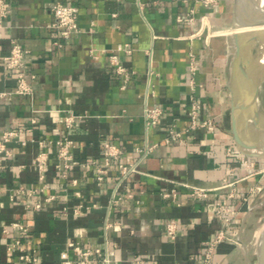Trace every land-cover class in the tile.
Segmentation results:
<instances>
[{"label": "crops", "instance_id": "1", "mask_svg": "<svg viewBox=\"0 0 264 264\" xmlns=\"http://www.w3.org/2000/svg\"><path fill=\"white\" fill-rule=\"evenodd\" d=\"M5 1L10 13L0 27V92L17 87V70L9 71L6 61L12 41L29 50L24 74L33 92L0 97V134L7 127L19 131L7 145L11 155L0 161V264L18 259L17 250H8L20 234L14 222L27 228L22 242L37 256L34 264H61L69 241L107 248L110 264L139 258L144 264H204L208 243L221 231L226 238L209 264H253L264 228V157L236 147L226 68L231 47L229 38L213 35L231 23L234 0ZM57 2L79 9L81 31L69 39L51 26ZM111 53L129 72L125 88ZM192 95L202 101L199 121L212 118L214 132L189 128ZM154 106L163 110L161 121L147 126L144 109ZM70 113L82 118L67 129ZM172 126L183 131L184 141L165 143ZM65 138L73 141L72 159L68 168H57V141ZM106 142L122 149L121 162L137 165L127 188L118 186L115 161L102 183L96 179ZM146 146L153 149L142 155L138 150ZM41 151L48 154L43 179L35 165ZM191 186L212 190L198 199ZM116 188L132 197L113 208ZM174 190L175 197L164 196ZM50 196L55 198L47 201ZM221 200L236 211L230 224L217 216ZM79 203L90 207L81 215L74 213ZM170 221L178 224L174 238L166 231Z\"/></svg>", "mask_w": 264, "mask_h": 264}, {"label": "built area", "instance_id": "2", "mask_svg": "<svg viewBox=\"0 0 264 264\" xmlns=\"http://www.w3.org/2000/svg\"><path fill=\"white\" fill-rule=\"evenodd\" d=\"M205 4H211L216 2V0H201ZM78 12L79 9L76 5L57 2L51 8V13L53 16V20L51 26L55 28L60 36L64 39H69L73 34L81 31V28L78 24ZM10 13V6L5 0H0V27L3 23V20ZM179 20H184L183 18H179ZM185 20L191 21L192 17H188ZM118 51H124L125 53H131V49L119 46L117 48ZM93 54V53H92ZM29 55V50L26 49L23 45L16 41L11 42V50L9 55L6 57L7 61V69L9 71L17 70V87L14 91L9 92H0V97H12L14 95H31L33 92L32 83L26 79L24 70L27 67V57ZM94 58L96 56L93 55ZM110 62L115 66L116 72L122 75L124 79V84L122 88H125V83L129 80V72L127 69L119 62L118 54L111 53L110 54ZM202 107V101L192 95L190 98V116H191V124L189 126L190 129H197L199 127L205 128L210 132H214L216 128L215 121L212 118H205L199 121V114ZM163 114V110L160 107H146L144 109V118L147 126H155L158 125L161 121ZM82 118V115H76L73 113L68 114L64 119V124L67 129H72L75 127V124L79 119ZM36 119H32V123H35ZM19 134L18 130L7 127L0 134V161L2 156H10L11 152L8 149V143L12 140L13 137ZM166 144H173L184 141L183 131L176 129L174 126L170 127L167 131V136L164 139ZM41 146L42 143H40ZM58 145V154H57V168H68L69 161L72 159L71 149L73 146V141L70 139H62L57 141ZM104 166L98 165L96 168V179L98 183H102L104 180L107 169L106 167L111 164V162L115 161L118 163V167L121 170V177L118 181V186H124L127 188L125 182L126 179L130 176V174L137 172V165L135 163H124L121 162L122 157V149L113 143L106 142L104 144ZM152 146H146L144 148H140L138 151L142 155H147L152 151ZM48 162V154L45 151H41L36 159L35 165L38 168L39 179L44 178V171ZM96 164V162H93ZM74 185H77V181H73ZM233 185V183H229L225 186ZM117 189L113 192L110 203L111 207L116 208L120 204L123 198L132 197V194L127 193L125 197L120 196L117 193ZM191 195L198 199H205L209 196V193L212 189L199 187V186H191ZM18 193H29L33 194L34 191L29 189L25 191L22 188L16 190ZM77 196H80V192H76ZM165 197L176 196L175 190L172 193H167L164 195ZM233 196V194H230ZM55 196H50L47 198V201L54 199ZM41 207V204L35 203L34 208L38 209ZM90 207L86 206L84 203H79L74 208V213L81 215L84 214L87 209ZM216 213L220 220L224 221L226 224H230L232 218L234 217L236 211L227 203L226 200H221L216 203ZM12 227L18 231L20 234L15 236L11 243L8 244V250L13 251L17 250V262L16 264H34L37 261V256L33 253H28L25 250V247L22 242V235L27 233V228L19 222L12 223ZM178 224L175 221H170L167 224L166 231L167 235L170 238H174L177 234ZM5 232H8L7 229H4ZM226 238V235L223 231L219 232L216 238L209 242L207 245V249L205 251L204 256V264H209L212 252L214 247ZM61 264H110L111 259L109 256V251L107 248L103 249L101 247H88L82 245L80 242L69 241L66 244V248L60 253ZM136 264H144L145 261L143 258H139L135 261Z\"/></svg>", "mask_w": 264, "mask_h": 264}, {"label": "bare ground", "instance_id": "3", "mask_svg": "<svg viewBox=\"0 0 264 264\" xmlns=\"http://www.w3.org/2000/svg\"><path fill=\"white\" fill-rule=\"evenodd\" d=\"M248 1L253 5L255 0ZM258 6L260 11H264V0H259ZM232 31L233 32L230 35L229 43L230 46L234 45L235 49L232 53H230L228 76L230 86L234 93V102L238 103L249 99L251 93L253 92V84L248 79V77L242 73L238 65L239 55L234 40V34L240 33L239 31L243 33L252 31L257 32V35L251 36L247 40L245 47L243 48L242 55L243 60L245 62H249V65H252V74L258 81V98L252 107L240 110L237 113L238 128L242 134V137L245 142L252 143L264 136V25L246 27L240 30ZM241 149L248 153H264V147L249 149L242 146ZM263 229L260 232L258 240L261 237ZM253 264H257L256 261ZM260 264H264V251L262 253V262Z\"/></svg>", "mask_w": 264, "mask_h": 264}, {"label": "water", "instance_id": "4", "mask_svg": "<svg viewBox=\"0 0 264 264\" xmlns=\"http://www.w3.org/2000/svg\"><path fill=\"white\" fill-rule=\"evenodd\" d=\"M259 3L257 1H254V4L252 5L249 3L248 0H234L233 3V13L231 18V23L229 26H217V29H231V30H240L242 28L246 27H254V26H260L264 25V11H260L258 8ZM240 33L234 34V40L237 46V51L239 55L238 65L242 71V73L248 77V79L253 84V92L251 93V96L247 100H243L241 102H234V93L232 91V88L229 83V76H228V85L232 92V105H231V125H232V132L234 136V141L236 144L237 149L246 156L251 157H264L263 154H255V153H248L241 149V147L253 149L256 147H264V136L260 137L256 141L252 143L245 142V140L242 137V134L238 128V121H237V113L240 110L252 107L258 98V81L252 74V65H249V62H245L243 60V48L245 47V44L247 40L254 35H257L256 31L243 33L239 31ZM250 68V69H248ZM264 251V229L261 234V237L258 240L257 243V250H256V263L260 264L262 262V253Z\"/></svg>", "mask_w": 264, "mask_h": 264}, {"label": "rangeland", "instance_id": "5", "mask_svg": "<svg viewBox=\"0 0 264 264\" xmlns=\"http://www.w3.org/2000/svg\"><path fill=\"white\" fill-rule=\"evenodd\" d=\"M255 1H257L258 3H259V0H255ZM230 25V23H228V25H226V26H229ZM217 30V27L216 28H214L213 29V35H216V36H218V37H222V39H230V35L232 34V30L230 29V31H229V34H228V36L227 35H224V34H217V33H215V31ZM230 45V44H229ZM231 48H230V53H232L233 51H234V49H235V46L233 45H231L230 46ZM229 61H230V54H227L226 55V64H227V67L226 68H228V65H229Z\"/></svg>", "mask_w": 264, "mask_h": 264}]
</instances>
